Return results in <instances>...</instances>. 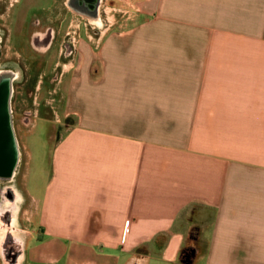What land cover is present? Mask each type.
Listing matches in <instances>:
<instances>
[{
  "label": "crops",
  "instance_id": "0c3cea01",
  "mask_svg": "<svg viewBox=\"0 0 264 264\" xmlns=\"http://www.w3.org/2000/svg\"><path fill=\"white\" fill-rule=\"evenodd\" d=\"M166 11L81 48L36 217L71 264H264V0Z\"/></svg>",
  "mask_w": 264,
  "mask_h": 264
},
{
  "label": "flooded vegetation",
  "instance_id": "af4514ba",
  "mask_svg": "<svg viewBox=\"0 0 264 264\" xmlns=\"http://www.w3.org/2000/svg\"><path fill=\"white\" fill-rule=\"evenodd\" d=\"M103 1L12 0L0 6V264H26L29 238L18 218L24 200L15 128L16 117H32V107L17 112V94L36 105L42 90L71 81L81 48L105 28ZM193 253L185 250L183 257Z\"/></svg>",
  "mask_w": 264,
  "mask_h": 264
},
{
  "label": "rangeland",
  "instance_id": "374dc122",
  "mask_svg": "<svg viewBox=\"0 0 264 264\" xmlns=\"http://www.w3.org/2000/svg\"><path fill=\"white\" fill-rule=\"evenodd\" d=\"M11 1L0 0V6ZM101 17L105 28L100 33V38L111 34L135 33L143 24L152 21L158 23L155 24V32L166 34L168 29L166 0H111L109 3L104 0ZM100 38L91 44V49L97 56L103 49L104 38L99 41ZM65 85L59 87L56 84L52 88L42 90V98L36 105L31 104V100L26 99V96L18 94L15 101V107L19 108L17 112L32 107V117H16L15 128L22 152L17 187L23 193L24 200L18 218L21 230L26 237L29 236L26 245V264H71L75 257L74 250H77L73 245L59 246V240L43 232L36 217V203L30 197L42 196L44 185L49 179L52 149L66 130L75 124L74 116H67L66 113ZM35 93L36 91H33V102ZM79 252H76V256L83 259V250ZM84 254L88 255L86 251Z\"/></svg>",
  "mask_w": 264,
  "mask_h": 264
}]
</instances>
